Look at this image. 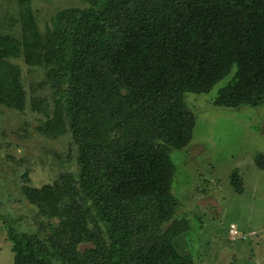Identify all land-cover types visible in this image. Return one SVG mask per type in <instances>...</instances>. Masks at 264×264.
Listing matches in <instances>:
<instances>
[{"label":"trees","instance_id":"16d2710c","mask_svg":"<svg viewBox=\"0 0 264 264\" xmlns=\"http://www.w3.org/2000/svg\"><path fill=\"white\" fill-rule=\"evenodd\" d=\"M19 1L20 40L0 23V108H25L13 60L44 69L70 117L58 113L47 135L68 129L81 169L23 188L48 222L43 235L11 234L14 264H194L180 252L186 223L165 228L178 207L171 155L196 128L185 95L229 78L216 108L264 107V0H87L44 38L32 1ZM255 161L264 170V156Z\"/></svg>","mask_w":264,"mask_h":264},{"label":"rangeland","instance_id":"374dc122","mask_svg":"<svg viewBox=\"0 0 264 264\" xmlns=\"http://www.w3.org/2000/svg\"><path fill=\"white\" fill-rule=\"evenodd\" d=\"M31 1L43 38L59 13L92 7L87 0ZM20 9L19 0H0L2 32L18 41ZM13 62L21 69L26 101L20 111L0 108V264H14L11 234L46 233L41 223L48 221L27 201L23 188L54 186L81 169L71 132L47 135L58 113L70 122L66 98L47 81L44 69ZM228 80L210 94L185 95L196 128L190 144L171 155L176 169L171 193L178 207L165 228L174 221L186 223L180 252L194 264H264V170L255 161L264 156V107L216 108L218 91ZM237 179L243 193L236 192ZM232 225L236 234L230 232Z\"/></svg>","mask_w":264,"mask_h":264},{"label":"built area","instance_id":"2783aa9c","mask_svg":"<svg viewBox=\"0 0 264 264\" xmlns=\"http://www.w3.org/2000/svg\"><path fill=\"white\" fill-rule=\"evenodd\" d=\"M230 232H231V233H235V234L237 233V231H236V226H235V225H232V226H231Z\"/></svg>","mask_w":264,"mask_h":264}]
</instances>
